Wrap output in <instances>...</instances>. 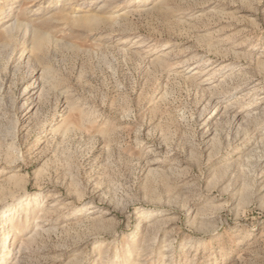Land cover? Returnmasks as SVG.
<instances>
[{"label": "rangeland", "instance_id": "1", "mask_svg": "<svg viewBox=\"0 0 264 264\" xmlns=\"http://www.w3.org/2000/svg\"><path fill=\"white\" fill-rule=\"evenodd\" d=\"M0 264H264V0H1Z\"/></svg>", "mask_w": 264, "mask_h": 264}, {"label": "bare ground", "instance_id": "2", "mask_svg": "<svg viewBox=\"0 0 264 264\" xmlns=\"http://www.w3.org/2000/svg\"><path fill=\"white\" fill-rule=\"evenodd\" d=\"M0 2H1V0H0ZM13 24H14V23H13ZM13 24H11V25H13ZM9 26H10V25H9ZM9 26H8V27H9ZM8 27H7V28H8ZM9 29H11V28H9ZM14 29H15V27H14ZM11 30H12V29H11ZM26 31H27V30H26ZM26 34H27V33H26ZM36 35H37V36H36V39L42 37V34H41V33H37ZM40 42H41V41H40ZM37 46H38V45H37Z\"/></svg>", "mask_w": 264, "mask_h": 264}]
</instances>
